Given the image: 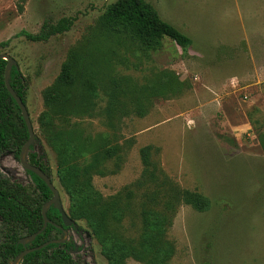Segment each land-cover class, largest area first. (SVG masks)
<instances>
[{"label":"rangeland","instance_id":"rangeland-1","mask_svg":"<svg viewBox=\"0 0 264 264\" xmlns=\"http://www.w3.org/2000/svg\"><path fill=\"white\" fill-rule=\"evenodd\" d=\"M113 1L0 0V42L8 41L0 53L13 57L22 72L35 150L44 154L63 208L80 228L66 232L81 246L73 258L82 264H108L101 243L76 213L78 199L60 184L58 152L47 142L45 128L71 135L79 155L86 139L98 134L107 144L120 146L119 167L107 161L105 174H93L91 184L103 197L122 194L126 187L134 190L131 211L119 228L127 236L140 229L142 189L133 185L143 168L141 147H152L150 160L172 182L210 201L203 212L178 207L166 233L174 248L168 264H264V151L259 141L264 133V0H149L162 19L191 38L186 52L168 38L153 50H139L121 36L103 39L98 18ZM63 16L76 17L72 27L46 42L16 36L21 30L35 33L45 19L55 22ZM81 44L99 60L100 79L89 97L93 105L105 107L103 79L108 76L125 77L131 89L135 86L119 98L130 107L116 127L97 108L92 115H44V90L55 81L69 50ZM85 73L92 71L86 68ZM158 75L182 86L165 96L142 91L141 98L137 91ZM136 104L143 113H136ZM83 156L70 159L81 164ZM0 177L21 183L33 198L39 196L10 153L0 155ZM3 232L0 221V242ZM125 264L139 262L128 258Z\"/></svg>","mask_w":264,"mask_h":264},{"label":"trees","instance_id":"trees-1","mask_svg":"<svg viewBox=\"0 0 264 264\" xmlns=\"http://www.w3.org/2000/svg\"><path fill=\"white\" fill-rule=\"evenodd\" d=\"M75 19L74 16H63L55 22L45 19L37 32L21 30L16 36H24L32 42H46L52 36L69 31ZM98 33L103 39L111 35L129 39L139 50L157 49L163 38L170 39L183 52L192 45L191 38L162 19L149 0H115L108 4L98 18ZM7 45L8 41L0 42V48ZM96 59L85 44L69 50L55 81L43 92L44 115L49 118L92 115L97 108L96 113L103 114L109 125L116 127L120 114L130 107L119 98L135 91V86L131 89L125 77L108 76L103 79L107 81L104 85L108 97L105 107L100 109L96 104L93 105L89 97H93L100 79L97 69L99 60ZM5 66L6 60L0 59V155L10 153L19 161L28 131L16 101L6 89ZM86 68L91 69L92 74L85 73ZM7 79L25 104L26 85L18 64L9 68ZM171 80L165 75L155 76L137 92L141 98L144 95L142 91L165 96V93L173 92L175 88L179 90L182 86V83H175L174 80L172 84ZM132 107L136 113H143L140 104ZM46 122L50 123L49 120ZM43 131L47 142L55 146L58 152L60 161L57 174L60 184L70 197L78 199L76 213L101 243V252L108 264H125L128 258L139 264H168L174 248L166 238V233L178 207L188 205L203 212L210 206V201L201 193L182 188L163 174L157 164L150 160L151 146L141 147L139 153L143 168L133 185L136 189H142L138 210L140 229L138 235L127 236L119 228L131 211L134 190L126 187L122 194L103 197L91 184L93 174H105L104 164L107 161L119 167L120 146L107 144L104 140L107 138L102 134L90 136L80 151L84 160L77 164L70 159L72 155L80 156L71 135L68 137L62 129L48 131L45 128ZM34 141L37 142V139ZM259 141L264 151V133L259 135ZM26 156L29 164L51 177L45 156L35 150L34 143L28 146ZM25 171L39 193L37 198H33L21 183L0 177V221L4 228L0 242V264H11L23 251L26 253L18 264H82L72 256L81 250V246L76 244L72 236L63 240L65 230L69 227L63 224L53 204L46 208L49 222L44 230L33 240L20 243V239L28 238L42 227L41 208L52 196L36 172ZM73 228L77 232L80 230L75 225Z\"/></svg>","mask_w":264,"mask_h":264},{"label":"water","instance_id":"water-1","mask_svg":"<svg viewBox=\"0 0 264 264\" xmlns=\"http://www.w3.org/2000/svg\"><path fill=\"white\" fill-rule=\"evenodd\" d=\"M0 59H4L6 60V66H5V74H4V83H5V86H6V89L8 90V92L10 93V95L14 98V100L16 101L20 111H21V114H22V117H23V120L26 124V127H27V131H28V139L27 141L24 143V145L22 146L21 150H20V155H19V162L20 164L22 165V167L25 169V170H32L34 172H36L45 182V184L48 186V188L50 189L51 193H52V196L51 198L45 202L43 205H42V208H41V215H42V218H43V224H42V227L34 234L30 235L28 238H22L20 239V243L24 244L30 240H33L35 238V236L39 233H41V231L44 230V228L46 227L47 223L49 222V220L47 219L46 217V208L50 205V204H53L54 207L57 209V211L59 212L60 216H61V220L63 221V223L68 226L71 224V219L67 216L64 208H63V204L61 202V198H60V195H59V192L56 190V188L53 186V183L50 179L49 176H47L46 174H44L39 168L29 164L24 158H23V155L26 154V151H27V148L29 145L33 144L34 143V140H35V135H34V131H33V127H32V124H31V121H30V118L28 116V113H27V109H26V106L25 104L23 103V101L21 100V98L16 94V92L13 90V88L10 86L9 82H8V72H9V68L12 66V65H17V62L16 60L11 57L9 54L7 53H0ZM26 253V251H23L21 252L13 261L11 264H18V262L21 260V258L23 257V255ZM43 264H50V263H43Z\"/></svg>","mask_w":264,"mask_h":264},{"label":"flooded vegetation","instance_id":"flooded-vegetation-1","mask_svg":"<svg viewBox=\"0 0 264 264\" xmlns=\"http://www.w3.org/2000/svg\"><path fill=\"white\" fill-rule=\"evenodd\" d=\"M60 218H61V216H60ZM63 222V221H62ZM64 224V223H63ZM65 225V224H64ZM66 226V225H65ZM67 227H69V229H73V230H75V228H73L74 227V225H73V223H72V221H71V224L70 225H68ZM69 229H67V230H65V233H64V237H63V240H65V239H67L68 238V236H71V235H68L66 232L69 230ZM76 231V230H75ZM77 232V231H76ZM74 239V238H73ZM75 241V240H74ZM77 244V243H76ZM78 245V244H77ZM79 246V245H78Z\"/></svg>","mask_w":264,"mask_h":264}]
</instances>
